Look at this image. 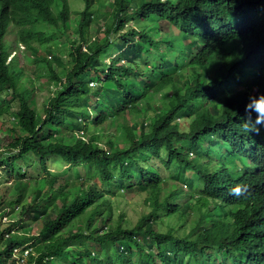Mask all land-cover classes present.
Here are the masks:
<instances>
[{"label":"trees","instance_id":"16d2710c","mask_svg":"<svg viewBox=\"0 0 264 264\" xmlns=\"http://www.w3.org/2000/svg\"><path fill=\"white\" fill-rule=\"evenodd\" d=\"M82 1L0 0V176L18 188L0 210L21 209L1 214L0 264H264V128L241 130L264 0H110L96 33ZM20 46L53 86L43 113ZM134 193L150 204L125 222L111 197Z\"/></svg>","mask_w":264,"mask_h":264},{"label":"rangeland","instance_id":"374dc122","mask_svg":"<svg viewBox=\"0 0 264 264\" xmlns=\"http://www.w3.org/2000/svg\"><path fill=\"white\" fill-rule=\"evenodd\" d=\"M110 0H98V3L96 4V6L94 7V10H96V8H98V13L95 15L96 18L94 19V22L88 26V32L89 33H96L98 32V27L100 28V26L105 25V26H109L111 24V18L108 19V16L110 15V10L108 8H106V4L109 2ZM71 3V7L73 10L76 11H80L83 9L84 3L82 0H70ZM73 23L77 24V19L75 18V16H73ZM131 23H129L128 26H125L123 29L124 31L127 30L128 28H130ZM77 29V26L73 27L72 29H70L68 31V34L74 38V34L73 31H75ZM55 36L59 37L58 33L53 32ZM175 35H177L175 33ZM194 38V37H193ZM51 44L52 47L54 48V52L57 55H60L62 57H64V54L68 53L69 50V45L71 44V42H64V40H58L56 42H52L49 41L48 45ZM17 51L16 53L19 56V63L20 65L25 67V73L27 75H31L33 76V79L35 80V86H36V92H35V98L33 100L36 109L40 112L43 113V109L46 105V102L48 100V97L51 94V91L53 90V86L52 84L47 85V77L45 76L46 73V67L45 66H40V65H35V63H33V57L34 55L31 54V52L27 51L25 48H23L22 46H20V48H16ZM40 50H43L45 48L43 47H39ZM113 50V49H112ZM117 53V51H114L112 53V55L114 56V53ZM111 57V56H110ZM36 71H39V73L37 74ZM189 73V72H188ZM187 74V73H186ZM41 76V77H40ZM39 78V79H38ZM27 79V78H25ZM91 108H94V105H92ZM17 108H14V110H16ZM14 121L12 115H6L5 117L0 119V129L2 131H4V133H8L9 135L13 134L12 129H10L12 122ZM115 127L113 125H105L104 127H102L101 132H107V131H114ZM1 138L4 137L3 132L0 133ZM117 139L122 141L123 140V132H119L117 133ZM107 140V137H103V141ZM2 168V167H1ZM52 170H57L56 168L52 167ZM1 170V169H0ZM64 170V168L62 169ZM18 188H17V184L16 181L13 179H8L5 177L0 176V203L2 199H5L6 201H10L15 194L17 193ZM112 200H116L118 201V209L117 212H120L121 210L126 211V216H125V222L127 220H130V218H133V220L137 219V217L139 216V212L140 211H145L148 209V204H150V200L147 199V195H145V193H134L132 194H123L122 196H118V197H111ZM29 201V200H27ZM26 201V202H27ZM116 207V205H115ZM21 209L17 208L15 209V211L12 210V207L9 206L7 207V209H4L3 211L1 210V214L3 215L2 218V222L4 225H6V223H10L13 221L18 220V218L21 216ZM5 217V219H4ZM27 224L30 223V221L28 219H26L25 221ZM3 225V226H4ZM41 227V224L35 223L34 225H32V232L31 233H37L39 228ZM23 230L25 229H19V228H15L14 231H17L18 233H23ZM21 249L17 250V253H20ZM117 259H115V257H113L112 259V264L113 262H115Z\"/></svg>","mask_w":264,"mask_h":264},{"label":"clouds","instance_id":"9594fccd","mask_svg":"<svg viewBox=\"0 0 264 264\" xmlns=\"http://www.w3.org/2000/svg\"><path fill=\"white\" fill-rule=\"evenodd\" d=\"M226 95L230 96L231 93ZM243 112L245 117L241 122V130L244 133H259L264 128V92L249 93L243 105ZM230 191L234 195L240 194L238 186L231 188Z\"/></svg>","mask_w":264,"mask_h":264},{"label":"built area","instance_id":"2783aa9c","mask_svg":"<svg viewBox=\"0 0 264 264\" xmlns=\"http://www.w3.org/2000/svg\"><path fill=\"white\" fill-rule=\"evenodd\" d=\"M0 217H1V210H0ZM5 219V217H4ZM29 250H25V254H28ZM21 263H22V260H21Z\"/></svg>","mask_w":264,"mask_h":264}]
</instances>
